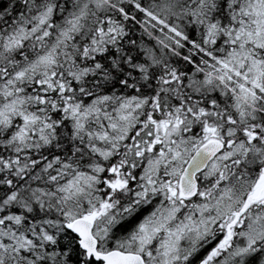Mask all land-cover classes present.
<instances>
[{
    "label": "snow or ice",
    "instance_id": "obj_1",
    "mask_svg": "<svg viewBox=\"0 0 264 264\" xmlns=\"http://www.w3.org/2000/svg\"><path fill=\"white\" fill-rule=\"evenodd\" d=\"M0 264H264V0H0Z\"/></svg>",
    "mask_w": 264,
    "mask_h": 264
}]
</instances>
